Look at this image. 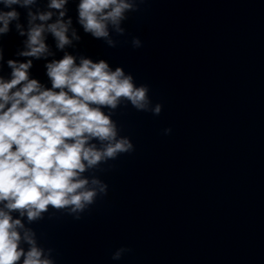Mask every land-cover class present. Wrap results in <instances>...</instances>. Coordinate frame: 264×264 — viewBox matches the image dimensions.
Here are the masks:
<instances>
[{
  "label": "clouds",
  "instance_id": "1",
  "mask_svg": "<svg viewBox=\"0 0 264 264\" xmlns=\"http://www.w3.org/2000/svg\"><path fill=\"white\" fill-rule=\"evenodd\" d=\"M34 2L0 0L6 8L27 7ZM67 2L50 0L49 7L62 10ZM141 3L144 0H80L78 22L93 38L104 39L115 47L109 38V25L118 35H124L122 22L128 19V13L139 11ZM28 15L27 50L20 55L37 59L45 56L49 51L44 42L45 31L54 36L59 49L71 43L67 35L71 19L67 22L57 19L45 28L43 23L33 22L48 21L51 12L38 17L31 12ZM64 15L60 11V18ZM18 19L15 9L0 11V34H6L10 22ZM24 34L20 31V35ZM131 43L134 48L142 46L138 37H133ZM8 66L12 69L11 79L0 78V203L4 205L0 208V264H54L45 250L37 246L30 229L21 236L18 229L24 225L11 213L26 215L32 222L41 219L50 206L79 213L92 205L98 195H106L105 183L93 178V187L89 188V180L81 174L134 151V145L126 136L118 138L116 123L101 107L116 109L123 99L137 111L146 112L151 104L149 88L137 86L133 76L125 74L121 67L113 71L104 60L93 62L87 58H81L77 64L69 54L46 64L52 82L50 89L29 78L31 60L24 63L9 60ZM161 108L157 104L153 114L159 115ZM92 140L99 141L101 147L90 143ZM22 240L29 245L27 251L20 246ZM48 251L50 255L51 249Z\"/></svg>",
  "mask_w": 264,
  "mask_h": 264
}]
</instances>
